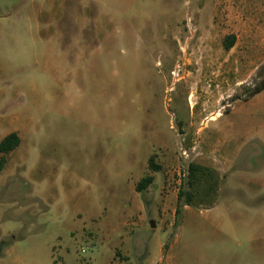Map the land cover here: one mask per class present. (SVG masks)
Here are the masks:
<instances>
[{
	"label": "rangeland",
	"instance_id": "374dc122",
	"mask_svg": "<svg viewBox=\"0 0 264 264\" xmlns=\"http://www.w3.org/2000/svg\"><path fill=\"white\" fill-rule=\"evenodd\" d=\"M225 6L0 0V140L20 139L0 169V255L264 264V187L249 200L235 180L244 156L256 175L264 162V91L245 102L264 80V19L256 53L228 52ZM189 164L216 173V200L176 216Z\"/></svg>",
	"mask_w": 264,
	"mask_h": 264
},
{
	"label": "crops",
	"instance_id": "0c3cea01",
	"mask_svg": "<svg viewBox=\"0 0 264 264\" xmlns=\"http://www.w3.org/2000/svg\"><path fill=\"white\" fill-rule=\"evenodd\" d=\"M225 1L226 14L223 22L225 23V26L229 28L227 32L228 35L232 34L234 36V43L229 49L226 50L224 47L223 49L228 52H234L235 54L240 53V55L246 53L252 55L253 53H256L259 49V44L257 41L258 23L260 20L264 19V7L260 3H258V0ZM243 38L245 39L244 42L242 41ZM250 65H252V61ZM263 91L264 89L258 92L257 94L249 97L245 102L251 101L254 97H256ZM221 119H223V117L220 118L218 122ZM254 156L255 155L250 153L244 156V159H241V161L239 162L240 170L237 172V175H240V177L235 179L236 182H238V190L240 189L241 191H245L246 194L249 196V200H251V198L253 199L256 197L257 192L253 187H255L256 185L258 187H264V171H261V168H263L264 166V162H259L260 166H258V168L260 169L258 170V175H256L257 171L251 164V162H254L255 160ZM227 174L228 173H226V176H224L225 182L227 179ZM12 247L13 244L9 243L4 248L3 252L0 255V264H35L32 258L28 256L14 257V250Z\"/></svg>",
	"mask_w": 264,
	"mask_h": 264
},
{
	"label": "trees",
	"instance_id": "16d2710c",
	"mask_svg": "<svg viewBox=\"0 0 264 264\" xmlns=\"http://www.w3.org/2000/svg\"><path fill=\"white\" fill-rule=\"evenodd\" d=\"M234 43L233 36L224 38L223 47L227 50ZM264 89V80L260 82L247 97H251ZM20 143V139L16 133H9L0 140V169L4 163V155H8L14 151ZM148 166L153 172L159 171V167L153 164V158L149 159ZM186 188L179 191L177 195V206L175 210L176 216L180 214L182 205H202L211 206L216 200L217 176L216 173L206 167L196 164H189L187 168ZM152 176H145L135 186L137 192H142L152 183Z\"/></svg>",
	"mask_w": 264,
	"mask_h": 264
},
{
	"label": "built area",
	"instance_id": "2783aa9c",
	"mask_svg": "<svg viewBox=\"0 0 264 264\" xmlns=\"http://www.w3.org/2000/svg\"><path fill=\"white\" fill-rule=\"evenodd\" d=\"M188 19V18H187ZM189 21V20H188ZM171 76H172V78L174 79L177 75H176V72H173L172 74H171ZM224 107L225 106H221L220 108H218V112L217 113H219V112H221V110H223L224 109ZM182 155L183 156H186V152L185 151H183L182 152ZM84 251L83 250H81V253H83Z\"/></svg>",
	"mask_w": 264,
	"mask_h": 264
},
{
	"label": "water",
	"instance_id": "95a60500",
	"mask_svg": "<svg viewBox=\"0 0 264 264\" xmlns=\"http://www.w3.org/2000/svg\"><path fill=\"white\" fill-rule=\"evenodd\" d=\"M149 225H150L151 228L154 227V223L152 221L149 222Z\"/></svg>",
	"mask_w": 264,
	"mask_h": 264
}]
</instances>
